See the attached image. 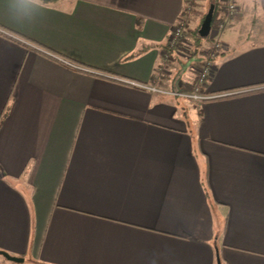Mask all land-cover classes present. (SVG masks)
<instances>
[{
    "label": "crops",
    "instance_id": "0c3cea01",
    "mask_svg": "<svg viewBox=\"0 0 264 264\" xmlns=\"http://www.w3.org/2000/svg\"><path fill=\"white\" fill-rule=\"evenodd\" d=\"M207 1L0 0V264H264V0Z\"/></svg>",
    "mask_w": 264,
    "mask_h": 264
},
{
    "label": "built area",
    "instance_id": "2783aa9c",
    "mask_svg": "<svg viewBox=\"0 0 264 264\" xmlns=\"http://www.w3.org/2000/svg\"><path fill=\"white\" fill-rule=\"evenodd\" d=\"M225 5H226V10H227V14L230 18L236 17L239 15V8L236 4L235 0H226L225 1ZM220 29L223 28V24H221L219 26ZM183 32L184 29L182 26L180 27H176V29L173 31V33L171 34L170 38H169V46L170 47H174L181 39L183 36ZM212 32V31H211ZM214 53L211 54L210 57V61H206L205 63H203L198 71V78H197V83L194 87V93L192 95H184L182 93H178V92H173L171 93L174 96L177 97H191L194 98L196 100L202 101L205 96H202V94L199 93V89L201 88V86H204L207 81L212 77L213 74V64L211 62V59L214 57ZM142 86L143 88H148L154 92L157 91L156 88H152V87H147L144 85H139Z\"/></svg>",
    "mask_w": 264,
    "mask_h": 264
},
{
    "label": "trees",
    "instance_id": "16d2710c",
    "mask_svg": "<svg viewBox=\"0 0 264 264\" xmlns=\"http://www.w3.org/2000/svg\"><path fill=\"white\" fill-rule=\"evenodd\" d=\"M213 3H214V5H215V10H214V16H213V21H212V30L215 29V28L219 25V23L221 22V19H218V18H217V9L220 8V5L222 4V1H221V0H216V1H214ZM205 16H206V15H204V16L202 17V19H201V23H200V25H199L198 30H195L194 33H193V35H192V38H193V45H194V46H196V43L203 42V41H205V40H207V39L209 38V36H208L207 39H204V38H202V37L198 34V31H199V29H200V27H201V25H202V23H203V21H204ZM156 46L161 47L162 44H157ZM164 46H165V51H166L167 53L170 52V50H172V48H173V47H170V46H169V42H168V41H167V43H164V44H163V47H164ZM151 47H154V46H151ZM151 47H150V48H151ZM217 51H218L217 48H214V49L212 50V52L207 53V55H206L207 59H208V58L210 59L212 53H214V55L217 54ZM143 52H145V51H144V50H143V51H135L134 53H132V54L128 57V59H132V58L138 57V56H140ZM207 59H206V61H207ZM206 61H205V62H206ZM222 264H223V260H222Z\"/></svg>",
    "mask_w": 264,
    "mask_h": 264
},
{
    "label": "water",
    "instance_id": "95a60500",
    "mask_svg": "<svg viewBox=\"0 0 264 264\" xmlns=\"http://www.w3.org/2000/svg\"><path fill=\"white\" fill-rule=\"evenodd\" d=\"M214 10H215V5H211L208 13L206 14L204 21L198 31V34L202 37V38H207L211 31H212V21H213V16H214ZM0 255H2L6 260L11 261V262H15V263H23L24 262V258H20V257H15L12 256L6 252L0 251ZM218 264H221V261L218 260Z\"/></svg>",
    "mask_w": 264,
    "mask_h": 264
},
{
    "label": "rangeland",
    "instance_id": "374dc122",
    "mask_svg": "<svg viewBox=\"0 0 264 264\" xmlns=\"http://www.w3.org/2000/svg\"><path fill=\"white\" fill-rule=\"evenodd\" d=\"M208 1H209V0H208ZM208 1H207V3H208ZM221 1H222V4H225V1H226V0H221ZM235 1H236V0H235ZM212 3H213V2H212ZM236 4H237V3H236ZM237 6H238V5H237ZM225 7H226V5H225ZM238 8H239V7H238ZM192 9H193V8L189 7L188 10H192ZM209 9H210V5H206L205 8H204L205 15L208 13ZM218 26H220V25H218ZM198 28H199V26H198L197 29H195V30H198ZM195 30H194V31H195ZM194 31H193V33H194ZM193 33H192V34H193ZM204 39H207V38H204ZM207 60L210 61L209 58H208ZM222 225H223V222L221 221V225H220L221 228H222Z\"/></svg>",
    "mask_w": 264,
    "mask_h": 264
}]
</instances>
